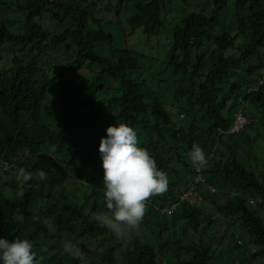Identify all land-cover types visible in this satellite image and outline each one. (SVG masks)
I'll use <instances>...</instances> for the list:
<instances>
[{
    "label": "trees",
    "instance_id": "16d2710c",
    "mask_svg": "<svg viewBox=\"0 0 264 264\" xmlns=\"http://www.w3.org/2000/svg\"><path fill=\"white\" fill-rule=\"evenodd\" d=\"M68 1L25 0L24 3H9L0 0V11L20 14L26 30L18 34L6 22L0 26V159L4 161L0 169V181L5 177L8 179L5 182H10L9 176L15 169H24L31 175L27 182L22 181L19 175L23 195H9L4 192L6 184L0 185V237L10 241L16 238L32 241L38 264H163L160 257L165 251L171 252L176 264H259L255 259L264 264L260 255L253 253L254 258H251L244 244L251 237L258 248L264 251V225L247 199H264V177L260 178L253 169L238 161L236 142L233 143L236 138L225 132L230 126V119L219 113L221 107L229 105L230 109L233 108V105L227 104L228 100L241 92L242 87L236 82L223 94L218 89L223 75L228 71L238 75L240 63H246L253 55H257L260 63L258 68L262 69L261 80L246 93L245 99L258 112L264 110L262 0H235V15L246 4H251L250 17L240 18L237 29V34H247L251 43L241 49L239 56L228 53L234 45V37L221 23L226 0H214L216 7L210 16L187 11L180 21L170 19L172 26L167 23L166 14L174 0H151L149 15L138 11L133 0H116L115 5L109 1L108 5L113 6L118 17L123 11H128L125 24L119 18L108 23L97 19L96 10H88L92 6L88 0ZM46 17H51L62 31L50 35L40 23V19ZM92 21L103 31L105 36L101 35L104 39L92 41L88 38ZM155 26L159 33L170 34L174 44L167 51L163 50L152 57L148 44L141 36L143 31H147L144 34H153L151 29ZM119 38L125 39V46L118 49L115 57L111 56L107 42ZM138 42L143 45L136 46ZM7 44L21 47V54L16 52L12 59L6 61L2 53ZM29 47L33 48V54L30 59L24 60L25 56H30L23 53ZM64 47L67 51L74 50V60L56 71L53 84L61 83L69 75L84 68L97 72V76L83 86H87L86 96L73 105L71 112L57 126L53 121L55 107L47 102L49 87L42 85L41 68L44 56L64 50ZM156 59L160 61L157 69L154 68ZM3 61L5 63L1 64ZM110 62H114L112 67ZM208 65L209 72L203 74L202 70ZM254 68L249 70L253 72ZM107 78L117 82L119 87L117 92L104 100L107 104H118L120 108L104 121L101 129L96 130L97 134L93 133L96 135L92 139L84 140L88 137V129L94 130L95 125L89 122L88 116H80L85 114L90 103H95L99 92L106 91ZM157 104L176 107L182 114L185 109L192 110L196 116L202 114L201 117L212 122V126L205 130L195 122L191 123L192 138L189 139L182 126L167 128L172 115L170 112L164 115L162 121L151 120L150 114L159 113ZM110 121L127 123L138 129L144 136L138 139L139 146L150 152L158 169L165 173L170 165L163 151L169 150L170 153L177 141L183 140L189 144V150H192L193 145L204 149L207 156L204 167L209 180L215 186V180H222L236 194L230 209H226L216 198L212 200L214 208L223 216L234 217L233 222L232 217H229L231 226L238 218L247 227L234 244L235 256L222 263L225 251L221 246L212 248L207 243L187 239L190 228L198 230L205 212L185 202L173 214V217L179 216L178 229L174 232L170 231V217L158 213L162 226L156 230L155 238L157 241L163 240L159 245L158 242L157 245L150 243L148 235L139 229L129 231L132 241L126 247L125 242L116 244L112 237H104L109 229L100 224L97 216L110 211L106 206L104 171L98 151L102 136L100 134L98 139L97 135ZM87 123L89 126L86 128ZM231 141L233 146L227 143ZM43 144L56 148L57 153L44 151ZM69 144L77 146L85 163L92 160L100 165L87 180L81 170H75L74 177L80 180L83 187L81 196L66 191L68 171L63 165L62 154ZM221 147L228 148L230 152L226 160L225 154H220ZM187 154L182 156L178 152L177 159L192 173L195 169L187 161ZM30 159L38 168L36 173L28 168ZM9 163L12 167L8 166ZM41 172L46 178H41ZM177 176L182 180L179 184L169 183L166 193L149 198L146 202V217L151 215L152 210L149 209L161 212L166 206L179 201L189 179L181 174ZM87 185L93 187L90 192H85ZM220 191L217 188V193ZM52 197H56L57 205L47 203L39 210L31 207L33 201L42 198L50 200ZM55 207H58L57 211ZM52 211L55 213L52 214ZM123 234L127 236L125 232ZM73 246L79 251L78 255L69 249Z\"/></svg>",
    "mask_w": 264,
    "mask_h": 264
},
{
    "label": "rangeland",
    "instance_id": "374dc122",
    "mask_svg": "<svg viewBox=\"0 0 264 264\" xmlns=\"http://www.w3.org/2000/svg\"><path fill=\"white\" fill-rule=\"evenodd\" d=\"M2 1H8L9 3L17 2L24 3L25 0H2ZM68 1V0H66ZM79 2H83V0H76ZM85 1V0H84ZM92 6L88 8L89 11H95V17L97 19L102 20L105 23L108 22H114L117 18L123 19L124 24L127 21L128 18V11H123L120 16L118 17V14L113 9V6H109L108 3L111 1L113 5H115L116 0H88ZM135 8L140 11L144 15H149L151 12V0H133ZM69 2V1H68ZM86 3H84L85 5ZM263 9H264V0H262ZM216 7L214 0H174L171 4V7L167 9L166 14V20L169 26H172L173 22H171L172 18L176 19V21H180L186 16L187 11H191L194 13H203L207 16H210L212 14L213 9ZM251 4L248 3L245 5L244 8H242L237 15H235V0H226V6L225 9L222 11V17H221V23L225 25L229 31L233 35L234 39V45L232 48H229L228 53L235 54L236 56L240 55L241 49L244 47H247L251 43V39L248 38V35L243 34L241 32L240 34H237V29L239 28V19L244 18L247 19L250 17ZM126 9V8H125ZM11 14H8L7 11L1 10L0 11V26L2 23L6 22L9 28L14 32L18 34L25 33V27L22 24L23 19L20 18V14H16L14 12H10ZM171 19V20H170ZM40 23L43 25V27L52 35V33L61 32L62 28L60 25H56L51 17H46L45 19H40ZM65 24H68V22H65ZM62 26V25H61ZM91 33L88 36L90 40H98V39H104V37L101 35L103 31L99 29L98 25L95 24L92 21L91 26ZM144 33L147 31H143ZM142 32V33H143ZM142 34L141 39L145 41V43L148 44L150 48V54L152 57H156L158 53H161L163 50L167 51L171 45L174 44V41L172 40V37L170 34L165 33H159V29L155 26L153 29H151V33L158 34L157 36L153 34ZM105 36V35H104ZM125 39H117V41H108L107 45L110 50L111 56H116L118 54V49H121L125 46ZM144 43V42H143ZM143 45L141 43H137L136 46ZM3 53L4 59L8 61L9 59H12V57L16 54H21L19 52V49L21 47L14 46L11 44H7L3 47ZM64 50H60L56 53H52L49 55H46L42 58V68H41V79H42V85H46L49 87V93H48V104L55 107V115L53 117V121L55 125L59 126L64 117L71 112L73 109V105L75 103H78L82 101V99L87 94L86 87H83L86 85V83L91 82L96 76L97 72L92 71L91 69H82L72 75H69L67 78H65L63 81L58 82L57 84H53V79L56 76V71L63 68L68 62H72L74 60V50L67 51L65 47ZM25 55L24 60L30 59V57L33 54V48L29 47L23 51ZM159 60L156 59L154 62V68L157 69L159 65ZM3 61L1 64H4ZM114 62H110V67L113 66ZM260 65L258 61L257 55H253L246 63L241 62L238 66V75H236L233 71H228L227 74L223 75L221 77L222 83L219 85V91L220 94L225 93L226 91H229V89L232 87L233 83H239L242 87V91L239 93L234 94L229 100L227 104L233 105V108L230 109L229 105L225 107H221L219 109V113L224 115L227 119H232L233 114L235 111L240 110L245 112L248 115H256L258 111L252 106L246 99L245 95L249 92V90L256 87L257 83H260L261 75H262V69L258 68ZM255 67L254 71H250L249 69ZM210 70V66L208 65L205 69L202 70L203 74H207ZM106 83V91L101 93L99 92L96 96L95 103H90L86 109L85 114L81 115L80 118H83L84 115L88 116L89 122H92L95 125V129L92 130L91 128L88 129L87 136L84 140L92 139L94 135L97 134L96 130L101 129L102 124L105 120L110 119V117L119 110L118 104H107L104 99H107L111 97L115 92H117V89L119 87V84L115 81H112V79L107 78L105 80ZM146 94H149V89L146 90ZM150 102V101H148ZM157 110L159 113L157 114H150L151 120L153 122H159L164 120V115L166 113H171V118L169 124H167V128H171L172 126H182L187 134L189 139L192 138V132H191V123H196V125H199L203 129H209L212 126V122H210L208 119L202 118V114L196 116L192 112V110L188 111L187 109L184 110V113H180L179 109L176 107H172L167 104H157ZM108 123V122H107ZM105 123V124H107ZM110 124H107L99 132L97 135V138L101 134L102 137L106 136V129L109 126L115 125V122L110 121ZM89 126V123L86 124V128ZM247 130L242 134L236 137L233 143L236 142V150L235 153L237 155L238 161L240 163H243L245 167L251 168L255 171L256 174L259 175L260 178L264 177V123H260L257 126H247ZM138 139L143 138L144 136L139 133V130L137 129ZM96 134H93L95 133ZM168 133V132H167ZM96 139V138H95ZM93 140V142L95 141ZM99 139V138H98ZM97 139V140H98ZM228 144L232 145V141ZM174 147L171 148V152L169 153V150L163 151V154L167 160V163L170 165V168L167 170L166 174L168 176V180L170 185L171 184H179L180 180L177 176V174L183 175L184 178L189 179L191 174L189 171H187V168L185 165L180 161V159H177L178 152L183 155L187 152V161H190L189 153L191 150H189L190 145L184 143L183 140H179L174 143ZM233 146V145H232ZM42 149L44 151L50 152L52 154H56V148H51L49 144H43ZM220 154H225V159H228L230 157V152L228 148L221 147ZM219 153V152H218ZM80 150L77 149V146H74L72 144H69L64 149V152L62 156L64 157L63 165L65 166L66 170L68 171V177L66 180V191H68L71 195L74 196H81V191H83L81 188L82 185L80 184V180L77 177H74L75 170L79 169L83 172L85 180L89 179L94 175L96 172L95 170L99 169L100 165H96L95 162L92 160H89L87 163L84 162L82 156L80 155ZM91 155H94L92 153ZM191 163V161H190ZM28 168L32 173H36L38 168L33 164V160L27 163ZM16 171L12 172L9 176L10 182L6 183L8 179L5 177L1 178L0 184L1 186H6L4 189V192L12 196H19V193H22L23 189L20 187L21 182L19 179V171L20 169H15ZM182 181V180H181ZM217 181L216 186L221 191L217 193L216 200L223 203L226 207V209H230L232 202L235 198V190L232 189L228 184L223 182L222 180H215ZM3 189V188H2ZM85 189V192H90L93 187L91 185H87ZM225 192V193H223ZM220 195V196H218ZM78 199L77 197H75ZM249 201V206L257 213V215L260 217V220L262 221V224L264 225V199L261 198L260 200L254 198V197H247ZM212 199H209L207 197V203L206 206L204 205L203 208L207 211L209 215H211L213 218L217 217V223L212 226H205L203 230H200L198 233L194 230H190L188 238L193 240L194 242L198 243L199 241H208L211 239V245L213 248H216L217 246H221V248L225 251V256L222 259V263H225L228 259L236 255V252L234 249V244L237 241V237L241 236V233L247 229L245 226L246 224L242 223L238 218L236 219V222L232 225H230L229 221L224 222L227 223L225 226V230L222 225V220L219 219L218 212L214 209L213 205L211 204ZM206 202V201H204ZM47 203L52 205H57L56 203V197H52L50 200L47 199H39L36 201H33L31 207L35 210L42 209ZM102 203V202H101ZM56 211L58 207H55ZM146 210L148 208L146 207ZM151 211V215L145 214V217L143 219V222L140 225L139 230L146 233L148 235V240L150 243L156 244L158 242V245L162 243V241H157L156 237V230L161 227L162 221L159 219L158 211L154 209H149ZM55 211H52V214H54ZM107 215H111L109 213H105ZM234 221L233 216H228V220ZM225 218V217H224ZM222 218V219H224ZM226 219V218H225ZM179 220V216L176 217H170L169 218V226L170 231H176L178 229L177 222ZM176 223V224H175ZM204 225V224H203ZM229 230V232H228ZM225 231V233H224ZM124 233V232H123ZM123 233L117 234L114 233L112 230L109 229L108 233L104 235L106 238H111L114 240L116 244L120 242H125L126 244L124 247L128 246V243L131 242V238L129 235V231H126L125 236ZM187 237V236H186ZM242 239V238H241ZM186 240V238H185ZM188 242V240H186ZM243 241V239H242ZM246 250H248L249 255L251 258L253 257V253L255 255H260L262 259H264V251L260 250L258 246L254 243L253 238L248 237L247 240L244 242ZM118 247V246H117ZM120 247V246H119ZM69 249L74 252L76 255L79 254V251L76 249L75 246L69 247ZM254 258V257H253ZM258 258V257H257ZM160 261L163 264H176V259L174 256H172L170 251H165L162 256L160 257ZM246 261V260H245ZM254 261H258L259 264H263L261 260L255 259ZM238 263V262H237Z\"/></svg>",
    "mask_w": 264,
    "mask_h": 264
},
{
    "label": "clouds",
    "instance_id": "9594fccd",
    "mask_svg": "<svg viewBox=\"0 0 264 264\" xmlns=\"http://www.w3.org/2000/svg\"><path fill=\"white\" fill-rule=\"evenodd\" d=\"M263 111L258 112L256 115H248L240 110L235 111L234 114L236 112H242L250 122L241 132L232 135L236 138L247 130V126H257L260 123H264V120L259 115ZM234 114L230 120V126L234 119ZM256 119L257 122H255ZM228 130L225 132H228ZM98 151L104 171L103 189L106 206L111 215H99L97 216V220L102 226L107 227L117 234L138 230L145 217L146 202L149 198L156 195H163L168 191L169 180L167 174L158 169L156 160L150 152L146 148L139 146L137 131L127 123L109 126L106 129V136L101 138ZM189 158L193 166L207 163L206 153L199 145H193L189 153ZM1 161L4 162L3 160ZM5 165L7 166L6 163ZM8 166L12 167L10 163ZM190 174L191 176L185 189L192 182L195 170ZM19 175L24 182L31 179V175L24 169H20ZM40 175L42 179L46 178L43 172ZM206 179L207 183L201 188L200 198L191 197L190 199L182 200L181 197L185 191L183 190L179 196V201L171 203L158 213L173 217L177 208L182 202H185L189 206L200 207L205 212L198 226V230H195L193 227L190 230L198 233L205 226L210 227L215 225L218 220L216 219L217 217L213 218L210 215L209 218V214L203 206H206L207 197L212 200L215 199L214 195L217 193V186L213 185L208 175ZM19 194L23 195V193ZM212 200L210 201L211 204ZM218 214L225 230L227 223L224 222H228V216H223L219 212ZM200 242L207 243L209 247H212L211 239L208 241L201 240ZM33 249L34 245L29 239L16 238L10 241L7 238L0 237V264H38L36 253Z\"/></svg>",
    "mask_w": 264,
    "mask_h": 264
},
{
    "label": "built area",
    "instance_id": "2783aa9c",
    "mask_svg": "<svg viewBox=\"0 0 264 264\" xmlns=\"http://www.w3.org/2000/svg\"><path fill=\"white\" fill-rule=\"evenodd\" d=\"M260 117L264 120V111L261 112ZM249 119L242 113L236 112L234 114V119L227 133L237 134L241 132L244 127L249 123ZM257 122V119L255 120ZM2 161L0 160V169L2 166ZM205 164L204 165H194L195 174L193 175L192 182L185 189L184 194L182 195V200L190 199L191 197H199L201 196V188L204 184L207 183V174L205 172ZM174 210V208H172Z\"/></svg>",
    "mask_w": 264,
    "mask_h": 264
}]
</instances>
